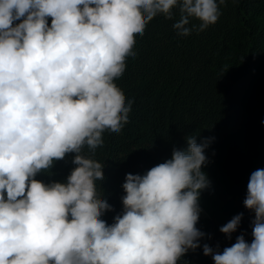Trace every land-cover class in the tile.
Wrapping results in <instances>:
<instances>
[{
  "label": "clouds",
  "instance_id": "clouds-1",
  "mask_svg": "<svg viewBox=\"0 0 264 264\" xmlns=\"http://www.w3.org/2000/svg\"><path fill=\"white\" fill-rule=\"evenodd\" d=\"M225 3L0 0V264H181L201 247L213 264H264V168L251 173L243 201L254 213L251 241L201 245L211 238L197 227L211 186L202 170L209 138L187 136L170 159L126 174L111 224L102 217L113 207L97 187L105 177L95 151L105 132L129 123L133 101L116 81L136 37L161 15L177 36L203 32ZM68 154L75 167L66 182L36 179ZM242 218L219 231L231 239Z\"/></svg>",
  "mask_w": 264,
  "mask_h": 264
},
{
  "label": "trees",
  "instance_id": "trees-1",
  "mask_svg": "<svg viewBox=\"0 0 264 264\" xmlns=\"http://www.w3.org/2000/svg\"><path fill=\"white\" fill-rule=\"evenodd\" d=\"M220 10L218 22L203 32L177 36L174 21L161 15L136 37V55L127 59L126 71L116 81L133 101L129 123L118 134L105 132L104 144L93 156L104 164L105 179L97 187L113 207L102 217L109 224L122 211L126 174L143 175L170 159L174 148L187 147V136H196L197 143L210 139L205 150L209 162L202 170L211 186L200 201L208 196L230 200L253 171L264 168V0H226ZM84 154L91 155L87 148ZM73 156L36 179L66 181L75 167ZM240 213V227L231 239L212 218L200 215L197 227L211 237L201 245L223 249L241 234L250 242L254 213L244 204L236 215ZM184 261L213 264L202 247L189 251Z\"/></svg>",
  "mask_w": 264,
  "mask_h": 264
},
{
  "label": "rangeland",
  "instance_id": "rangeland-1",
  "mask_svg": "<svg viewBox=\"0 0 264 264\" xmlns=\"http://www.w3.org/2000/svg\"><path fill=\"white\" fill-rule=\"evenodd\" d=\"M58 182H66L65 180ZM248 181L239 190L238 194L227 201L219 200L215 197L208 196L200 201L202 209L201 216L214 219L216 226L221 227L232 219L240 207L247 194Z\"/></svg>",
  "mask_w": 264,
  "mask_h": 264
},
{
  "label": "crops",
  "instance_id": "crops-1",
  "mask_svg": "<svg viewBox=\"0 0 264 264\" xmlns=\"http://www.w3.org/2000/svg\"><path fill=\"white\" fill-rule=\"evenodd\" d=\"M214 220V219H213Z\"/></svg>",
  "mask_w": 264,
  "mask_h": 264
}]
</instances>
